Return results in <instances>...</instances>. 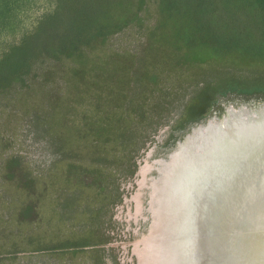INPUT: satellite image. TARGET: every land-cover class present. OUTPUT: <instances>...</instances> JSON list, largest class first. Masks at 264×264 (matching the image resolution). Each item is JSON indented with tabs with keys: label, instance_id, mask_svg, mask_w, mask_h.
Masks as SVG:
<instances>
[{
	"label": "rangeland",
	"instance_id": "rangeland-1",
	"mask_svg": "<svg viewBox=\"0 0 264 264\" xmlns=\"http://www.w3.org/2000/svg\"><path fill=\"white\" fill-rule=\"evenodd\" d=\"M126 3L132 20L122 31L95 40L81 54L38 57L24 79L0 90V230L25 250L8 249L14 252L0 255V264H43L48 248L60 249L53 238L65 219L77 213L74 229L92 231L73 247L105 253L108 242L120 248L134 243L149 231L143 218L152 215L150 187L135 190L130 204L125 187L153 137L165 129L150 162L228 109L264 106V62L185 59L154 34L158 0ZM125 52L130 55L117 54ZM79 68L82 73H75ZM35 116L51 119L41 125ZM10 160L16 164L8 170ZM148 172L147 180L157 175ZM118 214L133 229L122 237L112 220Z\"/></svg>",
	"mask_w": 264,
	"mask_h": 264
},
{
	"label": "trees",
	"instance_id": "trees-1",
	"mask_svg": "<svg viewBox=\"0 0 264 264\" xmlns=\"http://www.w3.org/2000/svg\"><path fill=\"white\" fill-rule=\"evenodd\" d=\"M126 1L0 0V90L10 88L15 80L23 78L38 57L81 54L95 40L120 32L132 20L125 10L130 8ZM39 3L44 6L41 13L36 9ZM37 11L40 15L30 22L32 13ZM152 29L162 42L180 50L188 60L264 62V0H158V21ZM12 36L16 38L14 42L10 41ZM81 70L75 73H82ZM73 71L68 72L71 77ZM35 119L45 125L51 117L35 116ZM114 121L111 118L108 123ZM9 163L8 170L16 161ZM27 211L26 216L30 213ZM66 219L63 229L53 238L54 243L61 244L57 247L60 249L48 248L50 253L42 255L46 257L42 263L78 264L80 258L83 264H101L105 255L102 248L73 247L72 244L89 235L90 227H81L82 232L74 229L78 213ZM2 233L0 230V255L25 251L20 242L19 246ZM0 258L3 262L4 258Z\"/></svg>",
	"mask_w": 264,
	"mask_h": 264
},
{
	"label": "bare ground",
	"instance_id": "bare-ground-1",
	"mask_svg": "<svg viewBox=\"0 0 264 264\" xmlns=\"http://www.w3.org/2000/svg\"><path fill=\"white\" fill-rule=\"evenodd\" d=\"M221 122L200 126L170 159L142 168L139 184L150 187L152 223L148 234L138 235L133 243L138 264H181L184 254L191 261L195 248L206 252V264H264V186L250 187L261 170L257 162L264 161L255 153L260 149L251 145L264 137V106L241 112L231 108ZM242 143H251L246 148L249 155L233 173L235 178L223 187L209 189L200 211L191 215L196 210V191L201 192L207 180L186 183V169L197 164L208 171V161L218 163L229 148ZM155 166L159 175L147 180ZM197 220L202 221L201 231Z\"/></svg>",
	"mask_w": 264,
	"mask_h": 264
},
{
	"label": "water",
	"instance_id": "water-1",
	"mask_svg": "<svg viewBox=\"0 0 264 264\" xmlns=\"http://www.w3.org/2000/svg\"><path fill=\"white\" fill-rule=\"evenodd\" d=\"M228 111H229V109L227 110V112ZM225 115L222 118H214L211 121H209L207 124H209L210 122H212V123L213 122H215V123L221 122V120H223ZM222 123L223 122H221V124ZM199 127L193 128L190 133H188L183 139L178 141L176 143L175 148H173L172 151L167 156L162 157L161 159H158L154 162H150V158H151V156H153V154L156 150V147L158 144L157 142L159 141V137L161 136L162 132L165 129H163L162 132L158 133L156 135V137H153L151 143L146 145V148H147L146 150L148 151V149L150 148V151L144 152L145 155L142 159H139V160L136 159L134 161V166H136L135 171L133 173V176H132L130 183L125 187L126 194L124 196V199L126 200L127 204L134 203L133 197L137 194V193H135L136 192L135 190H139V188H140L139 181H140V179L143 178L142 173H141L142 168L147 166V164L154 165V164H158V162L163 160V159H170L171 155L175 152V150L178 147H180V143H184L188 137L194 135V130L199 128ZM247 144H251V143H247ZM247 144L242 143L241 144L242 147L238 146V148L237 147L229 148L228 153H226L224 155V157L222 158V160L216 164L213 163L212 161H208V164L210 166L208 171L206 170V167L204 169H201V166L197 165V164H192L191 166H189L188 170L185 167V169H186V180H185V182L186 183H188L189 180H194L196 183L207 180L203 190L199 193L196 191V195H195L196 201L194 203V205L196 206V210H195V212H192L191 215H194L195 213L200 211L201 206L203 204L202 201L204 199H206L207 191L209 189L211 191V190L215 189L216 187L217 188L223 187V185H222L223 183L225 185L228 181L233 180L235 178L233 176V173L235 172V170L237 168L240 169V167L242 165H244L243 164V158H247L249 155L246 151V148H247V146H250V145H247ZM251 145L254 147V149H260V150L255 151V153L259 154L261 157L264 158V137L263 138L259 137V140L255 143L251 144ZM257 168H258V170H260V168H261V170H260L259 174L256 176L255 184L254 185L250 184V187H254V186H258V185L264 186L263 185L264 184V161H258L257 162ZM153 170H155L157 173V175H155V176H158L160 172H159L157 166H155V168H153ZM149 180H152V178ZM142 188L146 189L148 187L146 185H144V187H142ZM249 194H253V191L250 190ZM208 195H210V194H208ZM215 195L216 194H213L212 197H218V195H216V196ZM208 204L209 203H207V205ZM120 217H122V216L120 214H118L117 216H115V218H112V220L116 224V227L121 229L119 231L120 232L119 237H122V236L126 235L127 233H129L133 229L131 228V224H129L130 223L129 221H127V222L123 221V220H121ZM143 219H144V221H149V226L151 225L152 215L147 219H145V218H143ZM124 222H125V224H124ZM201 223H202V221L200 222L199 220H197V222H196L198 230H200V231H201ZM137 225L139 226L138 223H137ZM149 226H148V228H149ZM138 230L139 229L134 230V233L138 232ZM247 233L252 234L254 232L247 231ZM209 237H211V239H212V234ZM124 238H126V237H124ZM208 243H209V241H207V244ZM126 247H124V244H123V247L120 248V246H118V244H116L115 242H112V241L108 242L106 245L103 246L104 250L106 249L105 250L106 257L104 258L103 264H111V259L113 257H114V259L116 258L114 264H138L137 254L134 253V244L131 243L130 245H126ZM200 251L203 255H201ZM191 255H192L191 261H190L189 257H185V254L183 256H181L182 257V261H181L182 263L181 264H206V262H205L206 252L202 251L201 248H195V250L193 249ZM201 258H202V260H201ZM208 263H209V261L207 262V264ZM209 264H218V263H215L213 261V263L210 262Z\"/></svg>",
	"mask_w": 264,
	"mask_h": 264
}]
</instances>
